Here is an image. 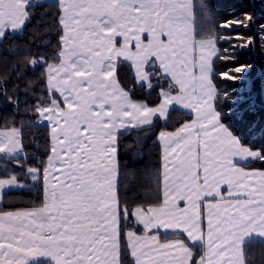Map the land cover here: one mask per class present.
I'll use <instances>...</instances> for the list:
<instances>
[{
	"label": "snow or ice",
	"instance_id": "1",
	"mask_svg": "<svg viewBox=\"0 0 264 264\" xmlns=\"http://www.w3.org/2000/svg\"><path fill=\"white\" fill-rule=\"evenodd\" d=\"M56 3L62 31L55 59L18 62L44 66L37 80L23 84L26 95L35 94L37 83L46 85L29 105L39 119L25 126L47 122L49 151L23 173L34 184L42 180L44 200L39 207L0 211V264H124L125 254L131 264H246L245 246L264 243V169L245 165L264 163V145L254 150L245 138L264 139V120H245L254 106L239 108L246 99L229 92L223 99L238 107L225 112L214 80L215 61L235 60L254 37L221 50L218 42L233 38L215 28L197 30L193 0ZM42 7L39 0H0V41L19 36ZM195 7L206 20L212 15L207 5ZM254 21L245 14L221 27ZM40 40V33L29 34V43ZM260 40L264 48V26ZM16 50L5 48L3 58ZM125 63L141 87L159 86L155 106L135 100L133 89L122 85L118 68ZM248 68L219 75L240 81ZM11 72L23 78L15 65ZM20 87L9 103L19 105ZM175 106L191 119L159 132L162 198L133 207L118 194V136L151 127L157 117L167 122ZM233 114L243 125L240 134ZM24 153L22 128L0 129V196L24 187L19 174L7 171L9 162L25 166ZM161 229L175 238L162 242Z\"/></svg>",
	"mask_w": 264,
	"mask_h": 264
},
{
	"label": "trees",
	"instance_id": "2",
	"mask_svg": "<svg viewBox=\"0 0 264 264\" xmlns=\"http://www.w3.org/2000/svg\"><path fill=\"white\" fill-rule=\"evenodd\" d=\"M45 7L35 9L36 15L32 18L24 31L17 37L9 35L6 40L0 41V128L18 127L22 128V141L25 146V153L21 155L24 167L9 162L7 171H14L19 174V180L30 183V177L25 176L28 166H36L38 160H46L50 146L49 129L43 123L39 127H27L30 123L37 121L38 116L31 112L29 105L36 103V97L46 93V85L37 83L35 94L24 92L23 84L28 80H37L44 66L21 65L18 62L25 57L39 59L44 55L49 62L55 59L59 34L62 31L59 25L58 6L55 0L40 2ZM262 0H193L194 4V27L197 30L204 29L207 32L210 28H215L218 36L232 37L230 42L219 41L218 48L221 50H231L232 45L243 44L247 37H254V43L250 47L237 50L235 60L215 61L216 77L214 82L217 84L221 93V100L218 101L227 112L229 109H236L238 106L230 100H224V92L232 93L234 97H243L246 103L239 105L241 109L254 107L244 114L245 120H264V48L261 47L260 28L264 26V5ZM200 4L207 5L212 15L205 19L198 9ZM245 14H254L255 21L248 27L235 25L229 28H222L221 24L225 21L243 19ZM39 21V24L37 23ZM47 29V34H44ZM30 33H40L41 40L37 43H29ZM240 36L244 39H235ZM11 41V43H9ZM40 44L41 46H37ZM5 48L18 49L5 59L3 50ZM244 64L249 68L246 73L241 74L244 78L240 81L221 78L219 73L234 70L235 67ZM17 71L23 73L21 80L16 79V74L11 72L13 66ZM119 79L126 88L133 89V98L138 101H145L150 106H155L159 102V86L148 89L145 84L141 87L136 81L134 74L128 64H122L118 68ZM231 74H235L234 71ZM7 76V79H5ZM155 83V82H154ZM165 88L167 82H163ZM21 85L19 105L9 103L8 96L16 95L13 90L17 85ZM238 90V91H234ZM27 101V103H25ZM27 110V111H26ZM191 119L187 111L174 107L170 111L167 122L157 117L151 127L141 129H129L122 131L119 136L118 161L119 174L117 179L118 194L122 201L129 205L154 203L158 198H162V183L158 180L162 172L160 143L157 136L160 131L175 130L180 124ZM232 120L239 129L238 134L243 131V125L238 117L233 114ZM8 121L9 123H5ZM15 121V123H11ZM245 143L252 146L254 150H260L264 145V139L255 137L245 138ZM26 154V159H25ZM248 168L264 169V163L260 161H250ZM4 168L0 171V175ZM44 200V190L42 180L39 183L25 186L19 189L5 191L1 198L0 210L9 208L39 207ZM246 264H264V243L254 241L245 246ZM129 254L124 256V264H131Z\"/></svg>",
	"mask_w": 264,
	"mask_h": 264
},
{
	"label": "crops",
	"instance_id": "3",
	"mask_svg": "<svg viewBox=\"0 0 264 264\" xmlns=\"http://www.w3.org/2000/svg\"><path fill=\"white\" fill-rule=\"evenodd\" d=\"M43 1H46V0H39V2H43ZM56 1V0H55ZM58 95V94H57ZM138 101V100H137ZM142 102H145V101H143L142 100ZM146 103V102H145ZM150 106V105H149ZM150 107H152V106H150ZM175 107H179V106H175ZM180 108V107H179ZM183 110H185V109H183ZM185 111H187L188 112V110H185ZM39 119V118H38ZM37 119V120H38ZM163 120V119H162ZM190 120V119H189ZM164 121V120H163ZM43 123H46L47 124V122H43ZM184 123V122H183ZM182 123V124H183ZM181 125V124H180ZM179 125V126H180ZM178 126V127H179ZM130 129H132V128H130ZM123 130H121V132H122ZM166 131H175V130H166ZM159 135V134H158ZM157 139H158V136H157ZM160 143V142H159ZM160 151H161V156H162V146H161V144H160ZM161 162H162V160H161ZM260 169H262V168H260ZM117 179H118V177H117ZM2 198V197H1ZM33 207V206H32ZM32 207H27V206H23V207H20V208H9V210H0V211H15V210H18V209H26V208H32ZM175 237L169 232L168 234H166L165 233V231L163 230V229H161L160 230V239H161V241L162 242H164V241H166V240H170V239H174ZM181 238H185V237H181ZM187 242V241H186ZM129 256H130V254H129ZM131 257V256H130ZM131 260H132V258H131Z\"/></svg>",
	"mask_w": 264,
	"mask_h": 264
},
{
	"label": "rangeland",
	"instance_id": "4",
	"mask_svg": "<svg viewBox=\"0 0 264 264\" xmlns=\"http://www.w3.org/2000/svg\"><path fill=\"white\" fill-rule=\"evenodd\" d=\"M262 2H264V0H262ZM261 4H263V3H261ZM264 5V4H263ZM46 122V121H45ZM1 129V128H0ZM23 155V154H22ZM3 170V167H0V171H2ZM19 182L22 184V185H24V187L25 186H29V185H31V179H30V183H28V182H25V181H23V180H19ZM13 189H19V188H13ZM5 191H8V190H5ZM1 197L2 196H0V202H1Z\"/></svg>",
	"mask_w": 264,
	"mask_h": 264
}]
</instances>
